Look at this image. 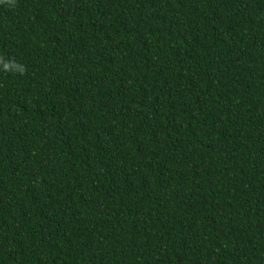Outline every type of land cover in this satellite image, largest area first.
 <instances>
[{
  "label": "trees",
  "instance_id": "1",
  "mask_svg": "<svg viewBox=\"0 0 264 264\" xmlns=\"http://www.w3.org/2000/svg\"><path fill=\"white\" fill-rule=\"evenodd\" d=\"M0 264H264V0L0 3Z\"/></svg>",
  "mask_w": 264,
  "mask_h": 264
},
{
  "label": "clouds",
  "instance_id": "2",
  "mask_svg": "<svg viewBox=\"0 0 264 264\" xmlns=\"http://www.w3.org/2000/svg\"><path fill=\"white\" fill-rule=\"evenodd\" d=\"M0 3H7L15 6L16 0H0ZM0 63H3L4 69L6 71L11 70L13 65H15L20 70L21 74H24L26 71V68L23 65H17L15 61H4L2 58H0Z\"/></svg>",
  "mask_w": 264,
  "mask_h": 264
}]
</instances>
